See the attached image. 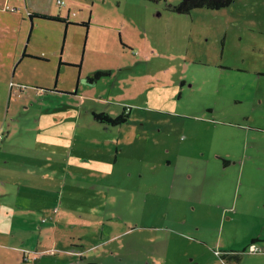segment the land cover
Returning a JSON list of instances; mask_svg holds the SVG:
<instances>
[{"label":"rangeland","instance_id":"1","mask_svg":"<svg viewBox=\"0 0 264 264\" xmlns=\"http://www.w3.org/2000/svg\"><path fill=\"white\" fill-rule=\"evenodd\" d=\"M56 1L0 0L3 144L32 147L40 173L48 141L59 146L64 131L71 140L51 178L77 199L72 209L57 199L56 222L33 213L30 240H14V264H34L23 260L27 253L39 264H78L60 252L64 241L94 246L89 263L224 264L223 252L252 238L255 252L248 246L242 264H264V0L188 15L169 7L182 0ZM27 10L75 24L31 22ZM25 46L47 62L19 61ZM99 70L110 74L86 81ZM182 81L192 86L187 96ZM123 107L131 110L127 124L95 123L93 113L116 117ZM207 148L226 151L230 167ZM99 205L101 216L81 214Z\"/></svg>","mask_w":264,"mask_h":264},{"label":"crops","instance_id":"2","mask_svg":"<svg viewBox=\"0 0 264 264\" xmlns=\"http://www.w3.org/2000/svg\"><path fill=\"white\" fill-rule=\"evenodd\" d=\"M14 8V7H13ZM17 11L19 10V7H16ZM62 8V7H60ZM5 10V9H4ZM14 12V13H16ZM30 11L27 10V15L29 14ZM26 15V16H27ZM56 16V15H54ZM60 17L65 18L66 15L64 14H59ZM28 18V17H27ZM38 20L37 18L33 19ZM67 23H60L66 25V30L70 25H74L75 23L69 22L68 18L66 17ZM50 21V20H49ZM54 23H59V22H54ZM88 23V27H89ZM257 29H260L259 26L256 27ZM29 38V37H28ZM26 47H24V50L22 52V58L19 60L22 62L23 59H30L32 61L36 62H47L46 57H39L34 54H27L26 53ZM26 55V57L24 56ZM62 65V64H61ZM66 67H73L72 65L65 64ZM218 67V66H217ZM220 67V66H219ZM221 68V71H227L230 70L232 71V67L228 66V68ZM224 69V70H223ZM236 71H242L241 69H235ZM180 86L181 92L184 90L185 96L188 94L192 93V86L189 84L188 86L185 87L184 81L181 82ZM39 90V89H38ZM180 95V94H179ZM181 96V95H180ZM179 96V98H181ZM182 99V98H181ZM10 103V101H9ZM7 103V109H8V104ZM130 118H131V110H130ZM211 119H213L212 116H210ZM215 120V119H213ZM63 120L58 123L57 125H62ZM96 123V122H95ZM98 124V123H97ZM55 125V124H54ZM52 125L46 127V129H50ZM78 127V126H77ZM95 128V127H94ZM79 129V128H78ZM72 131V130H71ZM80 131V130H79ZM79 131L75 130L76 134L72 135V139L76 137ZM61 131V139H59V146L58 145H52L50 141H48L49 148L48 152L44 154V156L39 157L41 161H43V167L47 165V167L42 168V172L37 173L35 168H40L41 165L35 166L33 163H31V160L36 161L38 158L37 156H33L31 154L32 147H21L18 148L15 146V143L12 141H8L3 144V135H1L0 139V185L2 186L3 191H0V223H4L6 227L0 226V264H14V262H19L20 256H19V250L16 249L14 240L16 238H19L22 242L24 238L27 236V227L30 226V229L32 230L33 228V213L34 212H39L40 210L42 211V218L41 220L46 223L48 218L51 221L57 220L60 216V207H66L67 209L73 208V206L76 204L74 203L77 199L76 196L73 198H66L64 197L65 195V182L62 181L60 184L56 179H52V173L56 171H60L59 167L60 165L63 164V155L62 150L65 148V151L68 150L67 143L71 140V137L64 136L65 132ZM78 132V133H77ZM50 134V132H49ZM102 136L99 137V139L95 141H100L102 140ZM103 141V140H102ZM65 146H64V145ZM11 148H17L18 150H23L24 152L18 153L17 151H11ZM208 150L211 151V156L214 159H221L223 161V164L225 166H222L223 168H229L230 163L228 158L229 155L226 154V151L223 152V155H220L214 151H212V148H207ZM60 150V151H59ZM216 150V148L214 149ZM64 151V153H65ZM218 151V150H216ZM118 152L119 148L116 146L114 149V160L113 164L117 163L118 160ZM48 153V154H47ZM52 156L49 157V156ZM226 158V159H225ZM57 162L58 166H53V162ZM50 163V164H49ZM169 164V163H168ZM32 168V169H30ZM34 169V170H33ZM120 173V172H119ZM119 176H122V173H120ZM124 179V184L128 183L127 177H123ZM53 181H50V180ZM115 179V178H114ZM113 178H111L109 181L114 182ZM82 180V176H80L78 182ZM54 182V183H53ZM10 185V186H8ZM59 187V189H58ZM81 190V189H80ZM10 192V193H7ZM72 192V191H70ZM7 193V194H6ZM74 193V192H72ZM6 194V195H5ZM76 194V193H74ZM81 195V194H79ZM6 197H10L9 200L6 199ZM51 197H53V200H49ZM84 197V196H83ZM91 198L94 197L98 198V196H93L91 193ZM60 203V207L55 205V202ZM55 205V206H53ZM53 206V207H52ZM52 207V208H51ZM51 208V209H49ZM103 208L101 209L100 205L99 206H93V208L89 207L83 210L82 213L90 212L91 216H94V218H97L103 214ZM48 214V215H46ZM48 217H46V216ZM112 220V219H109ZM106 221V220H103ZM60 222V221H58ZM109 222V221H106ZM18 227L20 232H22V235H16V233L13 232L12 227ZM106 226V225H105ZM39 229V228H38ZM27 240H30V237L28 236L26 238ZM72 239V238H71ZM103 238L97 240L99 245H105L107 242L105 240H102ZM197 242V241H195ZM39 245V243L37 242ZM62 247L59 249L61 253H65L64 255L66 256H77L79 258L78 264H88L89 262H86V256L85 252L87 250L92 249L94 246H86L82 244L80 241V244H75L64 241L61 245ZM74 246V247H73ZM45 248V247H44ZM46 249V248H45ZM76 249V250H75ZM239 250V249H237ZM236 250V251H237ZM234 251V250H231ZM251 252V251H250ZM16 253V256H15ZM60 253V254H61ZM244 260V259H243ZM243 260L241 264L243 263ZM39 259H37L34 264H39ZM167 262V261H166ZM94 263V262H91ZM68 264H73L72 262H69ZM90 264V263H89ZM166 264V263H165Z\"/></svg>","mask_w":264,"mask_h":264},{"label":"trees","instance_id":"3","mask_svg":"<svg viewBox=\"0 0 264 264\" xmlns=\"http://www.w3.org/2000/svg\"><path fill=\"white\" fill-rule=\"evenodd\" d=\"M58 1V0H57ZM56 1V4H57ZM152 1H157L159 2L160 0H152ZM234 0H182L180 4L177 6H169L171 7L173 12H176L178 14H189L192 10L194 9H207V10H221L223 8H226L228 6H231L233 4ZM58 5V4H57ZM60 6V5H58ZM65 6V2L64 5ZM60 6V7H63ZM5 10L11 11V12H16L17 8H11L8 9L7 6L4 7ZM29 21L32 22L33 19L37 18L38 20H50L52 22H59V23H67L66 18H62L59 15L52 16L49 14H41L38 12H29L27 15ZM82 27L87 28L88 23H81ZM26 57V55L24 54ZM110 71H96L93 73L92 76L86 78L87 82H91V78L99 79L100 77H103L105 75H109ZM95 122L98 124L102 125H108L109 127H116L120 126L123 124H127L130 121V108L123 107L122 111L117 115L116 117H110L107 113H93ZM1 137V135H0ZM259 239H254L252 238V242L248 245L255 244L258 242ZM248 246L247 248H243L240 251H230L229 253H222L220 256V261H222L224 264H241L242 260L244 259L245 252L248 251ZM247 250V251H246ZM23 260L24 261H29V262H35L38 259L37 255H34L31 257L30 253H27L26 255H23ZM89 264V263H88ZM90 264H96V263H90Z\"/></svg>","mask_w":264,"mask_h":264},{"label":"built area","instance_id":"4","mask_svg":"<svg viewBox=\"0 0 264 264\" xmlns=\"http://www.w3.org/2000/svg\"><path fill=\"white\" fill-rule=\"evenodd\" d=\"M57 4L60 5V6H63L64 5V0H58ZM0 139H1V137H0Z\"/></svg>","mask_w":264,"mask_h":264},{"label":"flooded vegetation","instance_id":"5","mask_svg":"<svg viewBox=\"0 0 264 264\" xmlns=\"http://www.w3.org/2000/svg\"><path fill=\"white\" fill-rule=\"evenodd\" d=\"M253 245H254V244L250 245V248H251V249H250L249 251H251V252H252V251L255 252V250H254V248H253Z\"/></svg>","mask_w":264,"mask_h":264}]
</instances>
